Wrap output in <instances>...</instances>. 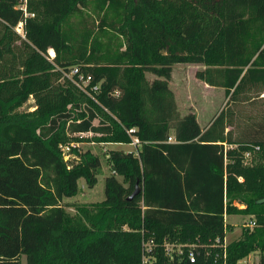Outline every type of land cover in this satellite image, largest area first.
I'll return each instance as SVG.
<instances>
[{
    "label": "trees",
    "instance_id": "trees-1",
    "mask_svg": "<svg viewBox=\"0 0 264 264\" xmlns=\"http://www.w3.org/2000/svg\"><path fill=\"white\" fill-rule=\"evenodd\" d=\"M14 3L0 0V264H133L143 237H217L224 249L198 251L194 264H249L252 253L264 264V128L238 138L227 129L222 144L196 141L190 115L175 127L186 130L178 142H143L162 138L171 120L163 111L158 133L148 134L144 65L158 76L173 64L219 68L224 105L264 92V0H35L23 37ZM158 87L147 95L153 108ZM29 97L33 108L20 110ZM133 136L135 152L107 151L104 197L70 203L68 213L63 199L77 194L79 179L92 188L100 162L74 146L68 164L59 145ZM226 215L253 225L226 241Z\"/></svg>",
    "mask_w": 264,
    "mask_h": 264
},
{
    "label": "rangeland",
    "instance_id": "rangeland-1",
    "mask_svg": "<svg viewBox=\"0 0 264 264\" xmlns=\"http://www.w3.org/2000/svg\"><path fill=\"white\" fill-rule=\"evenodd\" d=\"M151 67H154V65H144L146 81L144 96L146 95L147 97L145 98L147 107L145 105L143 106V115L149 123L148 134L154 135L155 132L158 133L157 126L159 127V120L164 118V113L162 112L165 111L166 113L169 110L172 121L171 129L176 127L179 122V115L181 114H186L184 116L191 115L195 125L198 126L209 122L219 110H222V114L230 120L231 127L227 126L226 128L230 129L229 134L231 138H238L245 134H250L259 124L264 128V124L261 122L262 116L264 115V98L261 96H263L264 92L259 95L258 93L250 92L245 97H243L244 94H241L235 102H229V104L224 105L225 98L223 97V89L221 86L222 78L219 68L205 67L197 64H173L168 65L166 75L156 77L148 72ZM151 84L152 86L159 85L157 89L163 88L160 90V93H154L152 96L151 101L157 103V108H153L154 105L148 103L150 101L148 96L153 92ZM32 108L33 100L29 97L21 106L20 110H31ZM213 128L215 131L219 130L218 122L214 124ZM77 136L87 140L92 135L91 133H82ZM92 142H75L76 148L79 150L89 149L96 154L99 158L100 165L98 174L96 175V183L92 188H87L83 180L79 179L77 194L73 197L63 199L62 202L66 204L65 210L70 214L73 213V208L69 205L70 203L95 202L104 197L103 176L111 172L107 161V151L109 149L118 150V147ZM252 158L251 156L249 164L252 162ZM117 180L125 184L122 182L120 176H117ZM242 220L243 223L247 222L245 216L238 215L228 220L231 224V230L226 231V240L239 236L242 228L240 227ZM253 256L257 257V254L252 253L250 257Z\"/></svg>",
    "mask_w": 264,
    "mask_h": 264
},
{
    "label": "built area",
    "instance_id": "built-area-1",
    "mask_svg": "<svg viewBox=\"0 0 264 264\" xmlns=\"http://www.w3.org/2000/svg\"><path fill=\"white\" fill-rule=\"evenodd\" d=\"M29 1L35 0H15V3L13 5V8L19 10L22 15V19L19 20L13 27L14 31L21 37H23L24 18L33 16V13L30 12L27 7ZM47 53L49 58L53 56V52L51 49H49ZM74 71L75 69H71L70 73H73ZM88 80L89 77L86 76L83 79L82 84H86ZM92 89H95V86H93ZM167 139H169V137H167ZM131 143H137L136 137H131ZM74 146H76V143L59 145L62 158L68 164L73 158L76 157L75 154L70 151V148ZM257 149L258 147L255 146L251 151H245L243 153V162L249 163L252 152ZM252 225L253 222L251 220L243 224L244 227L249 228L252 227ZM224 245L225 241L223 239L219 241L217 237H215L210 244H198L195 242L182 243L177 241H170L167 239H163L161 243H156L152 237H143L140 243L141 247L139 259L133 264H179L181 262L185 264H194L196 260L195 253L197 254L198 251H201L203 256H208L210 247H220L224 249ZM196 247L198 249L200 248L201 250H196ZM159 254H161L165 258L161 262L158 260ZM216 256L217 254H215V257ZM238 263L243 264L245 262L244 260H240L238 261ZM248 263L250 264L251 262ZM253 263L256 264L257 262Z\"/></svg>",
    "mask_w": 264,
    "mask_h": 264
},
{
    "label": "crops",
    "instance_id": "crops-1",
    "mask_svg": "<svg viewBox=\"0 0 264 264\" xmlns=\"http://www.w3.org/2000/svg\"><path fill=\"white\" fill-rule=\"evenodd\" d=\"M150 73L153 76L158 77L156 72H150ZM144 77H145V73H144ZM184 115H186V114L179 115V117H180L179 120L181 118H183ZM215 117H214L215 119H219V120H217L218 121V127H219L218 129L219 130L215 131V129L213 128L214 124H213L212 121L210 122V120L206 124L198 125L197 128L195 130H192V132H191L192 134L195 133V132L198 133V135L195 137L196 141L214 142V143H221V144L223 143V136H224V133L227 130V128L224 126L222 116L220 115V111H218L216 113ZM171 125H172V121L171 120H167L166 121V127L162 128L163 131L165 132L164 135L162 136V138L151 140V139H149V137H147V139H143V142H151V141H164V142H167V143H176V142H178L179 140H181L182 133H184L186 130H178L176 128L171 129ZM212 129H213V132H212ZM187 131H189V128H188ZM189 134L190 133L188 132L187 135H189ZM167 137H169V139H167ZM104 145H108V146H111V147L117 146L118 150H121L123 152H135L137 150V148H138V143H136V144H132V143H106ZM233 216H236V215H226V216H224V222H225V224H227V226L228 225L231 226V224L229 223L228 220H230V218L233 217ZM238 216H240V215H238ZM242 224H243V220L241 221L240 227H242ZM230 230H231V228L227 227V229L224 231V237H225L226 231H230ZM226 241H229V240H226ZM247 261L256 263L257 262V257L256 256L250 257V259H247Z\"/></svg>",
    "mask_w": 264,
    "mask_h": 264
},
{
    "label": "water",
    "instance_id": "water-1",
    "mask_svg": "<svg viewBox=\"0 0 264 264\" xmlns=\"http://www.w3.org/2000/svg\"><path fill=\"white\" fill-rule=\"evenodd\" d=\"M137 191H138V187H137V185H135L133 192L127 197V199H129L130 197H132ZM257 202H264V197L261 198V199H259V200H257Z\"/></svg>",
    "mask_w": 264,
    "mask_h": 264
}]
</instances>
